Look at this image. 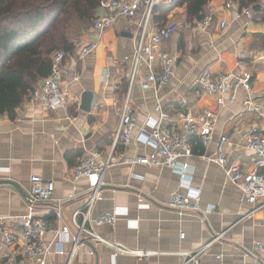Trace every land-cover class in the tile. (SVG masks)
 I'll return each instance as SVG.
<instances>
[{
    "label": "crops",
    "instance_id": "0c3cea01",
    "mask_svg": "<svg viewBox=\"0 0 264 264\" xmlns=\"http://www.w3.org/2000/svg\"><path fill=\"white\" fill-rule=\"evenodd\" d=\"M247 9L231 0H212L205 6L204 18L189 23L187 5L175 8L167 22L178 23L180 28L165 43L166 50L176 58L175 76L158 92L143 90L147 70L142 68L131 94V106L138 117L134 139L149 116L158 117L154 110L157 102L178 126L205 109L217 113L210 146L206 149L195 136L191 140L194 155L181 159L191 167L189 183L200 190L201 208L214 210L202 216L180 215L170 209L167 202L175 191L188 192L179 170L129 163V159L150 155L153 148L120 142L115 154L121 163L107 171L92 217L115 209H120L122 216L115 225L94 223L93 228L106 241L142 255H114L111 246L86 241L71 264H182L186 253H196L220 233L224 237L199 257L200 264H261L245 257V251L255 243H264V197L256 204L248 203L242 190L227 179L223 167L203 158L215 156L217 142L225 135L230 163H238L249 172H264L261 158L246 146L250 133L264 132V22L257 17L250 19ZM208 18L210 26L198 31L196 27ZM142 19V14L133 19L122 17L110 28L100 32L89 29L74 40L75 50L67 54L63 68L62 84L71 93L67 108L47 110L40 103L30 104L29 99L17 109L15 119L0 117V181H12L27 193L24 197L12 185H0V240L2 229L17 228V217L30 209L55 229L70 228L69 237L49 232L45 239L51 243L50 253L32 264H68L70 260L77 232L73 219L83 221L81 213L86 210L92 187L86 178L72 181L73 168L89 151L107 156L114 147ZM222 21L227 22L224 28ZM91 43L96 45L94 50L81 57V47ZM205 71H251L249 97L263 111L258 113L245 104L248 94L243 88L234 102L220 106L215 97L199 88L197 81ZM198 145L201 153L194 152ZM32 176L55 184L53 202L34 201ZM58 202L62 203L60 219L53 211ZM59 238L64 253L57 252ZM21 256L20 243L0 245V263Z\"/></svg>",
    "mask_w": 264,
    "mask_h": 264
},
{
    "label": "built area",
    "instance_id": "2783aa9c",
    "mask_svg": "<svg viewBox=\"0 0 264 264\" xmlns=\"http://www.w3.org/2000/svg\"><path fill=\"white\" fill-rule=\"evenodd\" d=\"M173 0H104L100 4L102 13H98L91 27L92 31H103L115 25L118 19L124 17L133 19L138 14H142L143 19L138 24L137 43L133 55V68L130 74V87L125 101L121 107L120 123L115 136V144L107 156L96 150L89 151L73 168L72 181L76 182L82 178L91 181V194L86 210L81 214L83 221L73 219V224L77 227V232L73 237V249L70 254L68 264H71L75 254L86 241H98L105 243L113 248L114 255L118 254H137L139 252L130 251L125 247L110 243L100 237L96 232V225L110 224L115 225L122 213L120 209L112 212H105L96 218L92 217V210L95 203L101 196L105 187V177L107 171L121 163V159L116 156L115 148L118 143L130 145L133 142L143 143L151 146L153 152L150 155L137 156L129 159V163H141L149 167H171L179 170L182 176V184L188 192L182 190L175 191L167 202V206L180 215L201 214L207 216L214 210V207L203 210L201 208V193L198 189H193L189 183L191 179V167L181 162L182 158L192 157L193 151L191 140L198 136L202 145L207 149L213 141L217 113L205 109L194 119H188L182 126H178L172 120L170 113L159 102L155 104L154 110L158 117L149 116L145 124L141 127L138 135L134 139L133 132L137 126L138 117L131 106V94L136 84L138 74L142 68L147 70L142 83L143 90L158 92L165 87L172 77L176 74V58L165 48V43L170 40L179 30L178 23L167 22L165 24L153 21V11L156 6L161 4H171ZM250 19L255 17L253 9L246 10ZM211 24V19L203 20L196 29L205 30ZM227 22L222 21L224 28ZM78 46V45H77ZM95 44L81 47L80 56L84 57L94 50ZM66 53L63 50L57 51L52 57V68L49 76L38 84L31 98L30 104L40 103L47 110H57L60 107L67 108L71 99V93L67 87L63 86V68ZM253 73L244 71L242 73L218 71L216 73L205 71L199 77L197 83L201 91L211 97H215L220 106H226L237 98L240 88L248 94L245 104L260 113L262 107L249 97L252 92ZM228 137H220L216 145L214 157L204 155L203 158L215 162L223 167L227 179L242 190L243 199L250 204H256L258 199L264 197V172L246 171L238 163H230L226 145ZM247 149L254 155L261 158V168L264 167V132H253L246 137ZM31 195L34 201L53 202L55 184L44 182L39 176L31 177ZM53 211L57 218H62V207L60 202ZM17 228L2 229L0 245L11 247L20 243L21 258H10L0 264H32L50 253L51 243L46 242V235L49 232L61 233L69 237L70 228L63 226L55 229L45 218L37 217L30 209L27 213L17 217ZM56 234V235H57ZM185 234H182L184 237ZM224 233H220L214 239L205 244L194 254L186 253L182 264H200L199 257L210 250L212 245L221 240ZM60 243V244H59ZM57 247L58 253H64L62 242ZM220 257V256H219ZM245 257H251L255 261L264 264V243H255L251 249L245 251Z\"/></svg>",
    "mask_w": 264,
    "mask_h": 264
},
{
    "label": "trees",
    "instance_id": "16d2710c",
    "mask_svg": "<svg viewBox=\"0 0 264 264\" xmlns=\"http://www.w3.org/2000/svg\"><path fill=\"white\" fill-rule=\"evenodd\" d=\"M104 0H0V117L15 119L17 109L31 99L52 68L60 50L73 53L69 38L73 23L91 29ZM212 0H173L153 11V21L167 23L168 15L187 5L188 22L201 21ZM241 9L259 6L255 17L264 22V0H231ZM254 10V9H253ZM264 39V36H263ZM66 60V59H65ZM198 145L194 152H202Z\"/></svg>",
    "mask_w": 264,
    "mask_h": 264
},
{
    "label": "rangeland",
    "instance_id": "374dc122",
    "mask_svg": "<svg viewBox=\"0 0 264 264\" xmlns=\"http://www.w3.org/2000/svg\"><path fill=\"white\" fill-rule=\"evenodd\" d=\"M84 27L85 26H83L81 22L76 21L75 23H73L70 34H69V38L72 42H74V40L80 39L79 37H81V35L85 31Z\"/></svg>",
    "mask_w": 264,
    "mask_h": 264
},
{
    "label": "water",
    "instance_id": "95a60500",
    "mask_svg": "<svg viewBox=\"0 0 264 264\" xmlns=\"http://www.w3.org/2000/svg\"><path fill=\"white\" fill-rule=\"evenodd\" d=\"M254 11H258L259 9H260V7L259 6H255L254 8ZM2 184H9V185H12L13 187H15L24 197H27V193L24 191H21V189H20V187L16 184V183H14V182H12V181H0V185H2Z\"/></svg>",
    "mask_w": 264,
    "mask_h": 264
}]
</instances>
